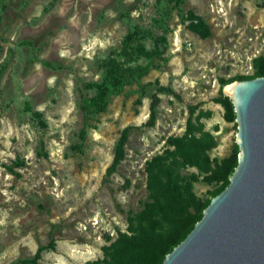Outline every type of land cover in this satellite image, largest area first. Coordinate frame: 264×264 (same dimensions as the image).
I'll return each mask as SVG.
<instances>
[{
	"label": "rangeland",
	"instance_id": "374dc122",
	"mask_svg": "<svg viewBox=\"0 0 264 264\" xmlns=\"http://www.w3.org/2000/svg\"><path fill=\"white\" fill-rule=\"evenodd\" d=\"M259 57L264 0H0V264L51 242L38 264L103 261L144 207L146 161L183 135L190 107L193 123L208 113L199 123L215 138L211 158L239 151L220 81L253 76ZM112 61L123 82L96 110L93 85ZM125 128V158L105 177Z\"/></svg>",
	"mask_w": 264,
	"mask_h": 264
},
{
	"label": "trees",
	"instance_id": "16d2710c",
	"mask_svg": "<svg viewBox=\"0 0 264 264\" xmlns=\"http://www.w3.org/2000/svg\"><path fill=\"white\" fill-rule=\"evenodd\" d=\"M189 29L201 38L211 35L210 30L202 25H192ZM133 40L131 35L125 38L124 50L130 47ZM140 51L148 55L144 50ZM253 64V76H238L235 79L220 81V97L217 103L224 108L227 120L233 119L235 113L231 100L223 95L222 89L233 81L264 77V58L255 59ZM122 74L119 64L112 61L107 66L102 83L93 85L96 97L92 100V105L96 110H100L109 90L119 87L123 82ZM159 90L164 93L172 92L171 89L163 87ZM196 109L197 106L190 107L183 135L167 138L162 150L146 161L144 172L147 200L140 212L129 213L127 233L121 234L111 246L104 248L103 261L91 264H161L166 255L179 245L201 220L210 200L229 185V179L238 163L239 151L236 150L220 160L211 158L210 151L216 146L215 138L205 132L199 123L208 113L200 111L196 123H193L192 116ZM154 118L152 105L151 123ZM128 134L129 129L125 128L115 144L113 159L106 169L105 177L116 173L123 162ZM188 169H194V172H187ZM199 182L215 186L205 199H201L194 192V185ZM44 252H55L54 243L39 247L33 258L22 260L20 263L38 264Z\"/></svg>",
	"mask_w": 264,
	"mask_h": 264
},
{
	"label": "water",
	"instance_id": "95a60500",
	"mask_svg": "<svg viewBox=\"0 0 264 264\" xmlns=\"http://www.w3.org/2000/svg\"><path fill=\"white\" fill-rule=\"evenodd\" d=\"M224 95L238 124L237 166L161 264H264V77L232 82Z\"/></svg>",
	"mask_w": 264,
	"mask_h": 264
}]
</instances>
